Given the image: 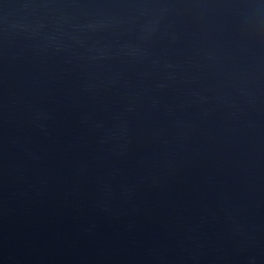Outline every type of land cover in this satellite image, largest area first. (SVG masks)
Returning a JSON list of instances; mask_svg holds the SVG:
<instances>
[{"label": "water", "instance_id": "water-1", "mask_svg": "<svg viewBox=\"0 0 264 264\" xmlns=\"http://www.w3.org/2000/svg\"><path fill=\"white\" fill-rule=\"evenodd\" d=\"M0 264H264V0H0Z\"/></svg>", "mask_w": 264, "mask_h": 264}]
</instances>
